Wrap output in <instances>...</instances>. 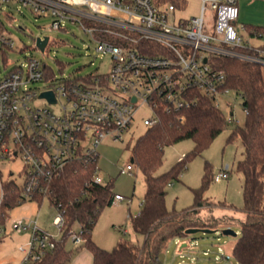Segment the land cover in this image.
Masks as SVG:
<instances>
[{
    "label": "built area",
    "instance_id": "obj_1",
    "mask_svg": "<svg viewBox=\"0 0 264 264\" xmlns=\"http://www.w3.org/2000/svg\"><path fill=\"white\" fill-rule=\"evenodd\" d=\"M198 1L199 15L178 18L176 12L185 9L187 0H0V50L4 53L15 44L4 34L5 20L11 17L6 11L17 7L20 13L28 9L39 17L50 16L56 30L68 22L81 26L98 41L96 51L112 57L109 73L85 78L58 76L33 56L0 77V154L23 164V183L15 182L21 200H49L53 180L70 163L99 156L98 148L105 141L123 142L143 106L153 111L152 117L143 120L147 128L160 122V110L184 119L182 112L196 105L199 95L221 109V99L234 91L226 86L227 75L218 59L264 67V30L239 26V0ZM208 13L213 26L207 24ZM37 39L35 46L41 50ZM50 43L49 36L42 53ZM39 82L44 83L42 88L33 86ZM44 92H52L55 103L41 97ZM36 100L45 105H35ZM55 106L57 110L52 109ZM243 111L246 116L247 110ZM226 121L240 124L233 111ZM133 170L130 163L120 173ZM229 171L230 165L222 167L214 181L227 179ZM95 182L105 183L99 171ZM3 185L0 177V206ZM124 200L115 194L113 204ZM53 225L62 231V213L54 217ZM13 228L32 233L21 249L25 254L21 264H33L56 247L54 237L36 222L18 220ZM71 233L75 245L84 240L81 233Z\"/></svg>",
    "mask_w": 264,
    "mask_h": 264
},
{
    "label": "rangeland",
    "instance_id": "obj_2",
    "mask_svg": "<svg viewBox=\"0 0 264 264\" xmlns=\"http://www.w3.org/2000/svg\"><path fill=\"white\" fill-rule=\"evenodd\" d=\"M252 5L247 18L255 24L264 26V0H251ZM201 4L198 0H187L184 10L177 11L178 18H190L200 13ZM11 12V13H10ZM5 13V12H4ZM4 34L15 41L12 51L0 50V77L6 76L15 66L26 61L31 56L46 63L58 76L85 78L92 74H107L112 66L110 55L101 56L96 47L98 41L84 31L81 26L67 23L64 29L52 28L50 16L39 17L28 9L22 13L7 10ZM6 19L5 16H2ZM245 25H249L245 23ZM240 22L239 26L242 27ZM207 24L214 25V20L207 14ZM22 29H21V28ZM208 30V27H207ZM242 36L248 39L243 31ZM51 37V43L45 53L35 46L38 37ZM264 74V67H262ZM33 86L42 88L44 83ZM35 105L43 106L45 101L36 100ZM57 110L58 107H52ZM221 109L226 117L231 111L240 126L245 122V113L240 96L231 92L221 99ZM153 111L149 106L141 107L136 115L131 132L125 134L123 142L105 141L99 148L98 168L106 183L112 181L115 194L124 196L125 200L105 207L93 230V240L102 248L112 250L120 241H127L138 246L143 244V237L134 232L132 218L141 210L146 193V185L142 172L134 166L132 174H121L120 170L131 163L132 149L137 139L146 131L145 118L152 117ZM236 124H228L226 130L203 152L188 163V167L168 188L166 204L169 210L182 212L194 203V189L202 185L205 164L209 163L211 174H217L222 167L230 165L229 177L220 183L210 180L205 191V206L199 216L209 226L217 230L215 233H196L187 237L174 238L169 241L166 249L159 256V264H239L232 255V250L241 233L239 220L244 219L242 210L243 176L237 171V164L243 159V146L240 138L228 141ZM194 147L192 140H185L165 149V159L158 174L169 171L186 153ZM0 177L3 184L14 181L21 185L24 180L23 164L18 158H3L0 154ZM1 197V196H0ZM58 214L55 207L47 199L27 200L23 204L7 210L5 219L0 222V264H21L26 247L32 238L31 231L18 232L13 228L16 221L34 223L40 230L51 234L56 241L63 238L64 233L53 225V219ZM228 220V221H227ZM233 220V221H232ZM215 224L213 225V223ZM127 230V233L124 232ZM224 229H231L236 237L224 235ZM72 231L78 232L75 224ZM181 244V245H180ZM186 247L182 248V245ZM67 248L74 244L73 237L66 242ZM79 245H85L84 240Z\"/></svg>",
    "mask_w": 264,
    "mask_h": 264
},
{
    "label": "trees",
    "instance_id": "obj_3",
    "mask_svg": "<svg viewBox=\"0 0 264 264\" xmlns=\"http://www.w3.org/2000/svg\"><path fill=\"white\" fill-rule=\"evenodd\" d=\"M246 28L264 30L250 25ZM217 64L227 75L226 86L240 96L242 107L247 110L244 124L236 126L228 139L238 137L243 146V159L238 162L237 171L243 176L244 219L238 221L241 233L232 255L239 264H264V74L261 66L239 59L220 58ZM198 100L182 112L184 119L160 110V122L147 128L132 149L131 163L142 172L146 185L141 210L132 218L134 232L143 237L141 246L120 241L112 250H106L93 240L98 218L105 207L112 206L115 193L112 181L95 182L99 156L88 157L70 163L53 180L49 201L62 213L64 235L54 249L33 264H68L73 252L66 242L75 224L79 226L85 248L93 256V264H159V256L169 241L187 237L185 231L189 228L208 227L199 213L207 203L204 191L216 175L211 174L209 163L205 164L202 185L193 190L194 203L190 208L177 212L169 210L166 204L169 186L180 180L190 160L202 155L228 126L222 109L201 95ZM185 140L194 142L193 149L169 171L158 174L165 149ZM3 187L0 222L7 210L25 202L20 199V189L14 181L4 183Z\"/></svg>",
    "mask_w": 264,
    "mask_h": 264
},
{
    "label": "crops",
    "instance_id": "obj_4",
    "mask_svg": "<svg viewBox=\"0 0 264 264\" xmlns=\"http://www.w3.org/2000/svg\"><path fill=\"white\" fill-rule=\"evenodd\" d=\"M253 4L255 3H252L251 0H239L240 15H239L238 23L240 24V22L243 23V21H245V23H248L252 27H263L264 28L263 25L255 24L252 21H250V18L249 19L247 18V15ZM242 25L245 27L247 26L244 23ZM248 31H251V30H248ZM68 249L73 252L72 258L68 264H93V256L91 252L85 248L84 245H73L72 247Z\"/></svg>",
    "mask_w": 264,
    "mask_h": 264
},
{
    "label": "water",
    "instance_id": "obj_5",
    "mask_svg": "<svg viewBox=\"0 0 264 264\" xmlns=\"http://www.w3.org/2000/svg\"><path fill=\"white\" fill-rule=\"evenodd\" d=\"M37 42H38V45L40 46L41 50L44 51L48 42H49V36H46L44 38V40H42L41 38H38ZM41 97H46L50 102L55 103V97H54L52 92H44L41 94ZM131 162H133V159L131 160ZM216 231L217 230H213V229H209V228H189L185 232H186V235H193V234L200 233V232L206 233V234H211V233H215ZM222 233L224 235H230V236H234V237L237 236V234L235 232H233V230H231V229H224L222 231ZM186 246H187L186 244H183L182 248L186 247Z\"/></svg>",
    "mask_w": 264,
    "mask_h": 264
}]
</instances>
